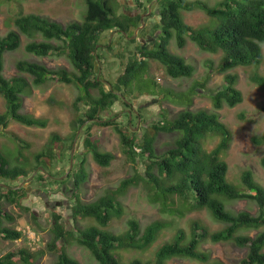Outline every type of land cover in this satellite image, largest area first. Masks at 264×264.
Here are the masks:
<instances>
[{
  "label": "trees",
  "instance_id": "trees-1",
  "mask_svg": "<svg viewBox=\"0 0 264 264\" xmlns=\"http://www.w3.org/2000/svg\"><path fill=\"white\" fill-rule=\"evenodd\" d=\"M162 1L165 2L161 7L162 36L159 39L156 38L152 47L142 43L137 45L136 51H139L141 57H130L124 72L115 81L103 75L104 57L99 50L104 47V43H100V38L105 31L119 32L122 35L123 33L134 34L135 27L142 24L141 10L147 11L141 0H137L140 11L134 15L125 14L123 11L118 14V3H115V0L114 2L85 0L86 12L83 19L65 24L40 14L20 12L14 18L15 28L10 29L5 35L0 34V96L6 100V110L0 113V128L7 127L11 120L28 126H47L46 118H38L22 111L23 98L32 95L35 87L43 86L53 79L75 83L81 90L73 103L78 110V127L89 122L85 126L89 133L91 124H114L120 133L123 152L132 160V163H135L138 158L144 164L143 168L135 167L134 173L123 178L115 189L109 190L107 194L91 202H83L80 198L79 189L87 179V170L83 167V160L81 165H78L76 153L73 154V167L67 178H58L68 170L72 143L68 147L67 168L56 172L45 168L48 172L47 178L42 170L36 173L39 175L38 177L35 175L37 179L42 184L48 182L49 186L52 183L57 185V183L64 184L68 180H73L75 188L72 194L74 199L71 208L72 218L77 221L79 217H92L95 220V223L83 228L76 225L75 228L67 229L60 221L61 214L55 211L56 234L48 243V250L55 255L56 259L51 264H80L64 246L69 236H74L79 245L87 248L99 264H169L168 260L173 257L194 259L204 264H226L220 259L211 258L209 252L201 248V244L207 240L231 241L241 248H246L245 256L237 264H264V228H262L264 227V185L255 179L250 168L241 174V183L245 188L226 179L229 166L221 154L229 146L231 133L220 121L218 114L205 109L193 110L188 107L180 111L173 120H167L163 116L147 128L143 124L146 119L143 109L133 107L134 101L131 96L136 93H156L159 86L156 82H154L155 86L149 90H143L140 87L137 90L133 85L135 78V81L146 78L149 59L159 60L171 77L178 78L193 74L194 66L183 56L169 50L168 45L173 35H177L180 47L184 46L185 36L189 35L202 50L210 52L221 50L224 56L218 68L220 72H226L237 66L259 65L263 58L264 0H219L212 6L200 0H159V2ZM125 5L129 6L127 3ZM195 8L207 12L213 20V25L195 27L185 23L181 10ZM23 35L30 39L25 44L27 52L37 56L53 53L58 56L66 55L73 64L75 72L71 73L66 67L51 68L44 63L24 59L15 63L18 73L6 77L5 53L17 50L22 44ZM54 40L58 41V44L53 43ZM109 41L105 46L110 50L113 44H108ZM112 42H114L113 39ZM237 80L236 73H227L225 85L212 92L211 96L216 108L220 109L225 104L234 107L243 101L244 95L236 86ZM250 81L264 88V74L261 72L252 73ZM199 84L194 85L192 91L197 90ZM93 89H97L98 92L92 93ZM166 93L172 94L170 90ZM177 97L182 100L187 99L191 104L189 94H180ZM118 100L129 108L125 113L124 123L113 120L116 115L109 117L103 115V112L109 110ZM154 100L159 101V99ZM80 103H82L81 106ZM129 116H131L130 119L140 120L141 127L138 130L132 131L131 125L137 124H131ZM241 116L244 117L245 114ZM127 123H130V126H127ZM125 126L127 128L123 129ZM160 131L180 133L175 143L163 152H157L155 145ZM216 135H220L221 139L215 142L213 149L208 150L206 140ZM74 136L72 135V140ZM15 137L23 141L22 138ZM57 139L62 138L54 134L52 140ZM263 140V135L254 137V141L258 144ZM84 145L91 152L93 160L100 166H109L115 159L113 152L100 150L97 139H91L88 136L84 139ZM136 146L141 150L138 151ZM45 154H49L52 160L57 158L50 145L49 152L45 150L37 154L36 160L40 161ZM65 156L66 153L61 152L58 158L63 161ZM261 165L264 168V155L261 158ZM34 168L30 170L20 164L11 166L8 156L0 150L2 181L12 182V185L17 186L21 179L25 181L31 176ZM140 183L148 191L149 199L152 202L158 201L161 210L169 215V218L157 219L145 226H142L137 219L131 218L128 220L127 229L121 233L106 229L113 218H120L124 214L120 195ZM0 188V233L9 240L19 239L25 235L23 231L2 225L4 220L16 221L12 213L4 210L2 202L4 199L10 204L30 211V207L21 201L28 194L27 189L24 185L14 188L4 184H0ZM240 199L256 202L259 208L258 213L253 214L248 210L235 211L228 207L229 202ZM203 209L209 210L212 217L224 227L210 231L208 225L199 219H194L191 222L190 235L187 236L186 230L181 227L179 221L188 213ZM33 218L36 221L35 215ZM166 228L175 230L174 236L159 246L155 251L154 259L143 260L139 256L125 259L123 251L149 249ZM252 229L258 231L251 235L247 231ZM75 232L78 234L75 235ZM61 241L63 244H60ZM42 253H44L42 250L36 253L24 247L19 251H10L5 254L0 258V264H14L17 254H21L24 264H34L31 259H35L37 254Z\"/></svg>",
  "mask_w": 264,
  "mask_h": 264
},
{
  "label": "rangeland",
  "instance_id": "rangeland-1",
  "mask_svg": "<svg viewBox=\"0 0 264 264\" xmlns=\"http://www.w3.org/2000/svg\"><path fill=\"white\" fill-rule=\"evenodd\" d=\"M111 1L114 2V0ZM123 1L128 3L129 0ZM200 1L212 6L219 0ZM115 3L118 2L115 0ZM144 6H146V3H144ZM126 8L129 9L130 6H126ZM20 12L40 14L65 24L73 20L81 21L86 12V5L85 0H0V34L5 35L10 29L15 28L14 18ZM181 15L185 23L195 27L206 24L213 25L211 16L199 8H195L194 10L183 9L181 10ZM145 18L147 27L141 30L140 36L137 35L135 37L137 40H134L135 38L132 39L136 35L135 33L132 35L123 33L122 35L119 32L105 31L101 35L100 43H104L105 48L101 47L99 52L104 57L102 60V68L103 75L107 79L115 81L124 72L130 57H141L139 51H136L137 45H141L140 43H142V45L147 47L153 46L151 41L142 40L141 34H152L156 28L158 19H156L154 12ZM156 36L158 38L161 35L157 34ZM109 38L114 40L112 42L113 48L110 50L105 46ZM29 40L23 35L21 46L15 51L5 53L4 73L6 77L16 75L18 72L15 63L18 60L24 59L41 62L51 68L66 67L71 73L75 72L73 64L66 55L58 56L53 53L46 56H37L27 52L25 50V44ZM53 43L58 44V41L54 40ZM168 47L170 51L183 56L195 69L191 76L174 78L165 71L163 64L159 60H148L149 65L148 73H145L146 78L137 81H135V78L133 85H135L137 90H139V87L143 90H149L155 86L154 82H156L159 85L157 86L156 93H136L131 95L134 101L133 107L135 109H143V115L146 117L145 123L143 124L148 128L163 116L167 120H173L178 116L180 111L188 107L193 110L205 109L209 112H216L220 121L228 127L231 133L229 146L221 154L229 166L226 179L241 188H245L241 183V174L244 170L250 168L254 173L255 179L264 185V168L261 165V158L264 155V140L260 144L254 141V137L264 136V88L250 81V75L255 71L264 74V42L262 43L263 58L259 65L238 66L226 72H220L218 70L223 58V52L221 50L215 53L202 50L189 37H187L184 47L179 48L176 35L172 37ZM227 73H236L238 75L237 87L242 90L244 99L234 107L225 104L219 109L214 106L211 94L214 90L220 89L225 85V76ZM198 83L200 84L197 86V90L192 91L194 85ZM168 90L173 95L166 93ZM80 92L81 90L77 84L65 83L58 79L50 80L43 86L35 87L32 95L23 98L22 111L33 114L38 118H46L48 120L47 126H28L16 120H11L7 127L0 128V150L8 156L11 166L20 164L30 170L35 167L31 177L36 174V171L38 173V171L42 170L45 173L43 175L47 178V170L50 169L52 172H56L67 168L68 147L72 143V152L73 144L75 143L73 152L76 153L78 165H81L80 163L83 160V167L87 170V179L79 189L80 198L83 202H91L107 194L109 190L115 189L123 178L134 173L135 167L143 168L144 164L138 158L135 163H132V160L123 152L120 133L114 124H91L89 133L85 128L89 122L78 127V110L73 106V103ZM97 92V89L92 90V93ZM180 94H189L191 104L187 99L182 100L177 97ZM154 99H159V101H155ZM79 105L81 106L82 103ZM5 110L6 100L0 96V113ZM128 110L129 108L122 105L118 100L109 110L104 111L103 115L106 117L116 115L113 120H119L124 123L126 119L125 113ZM241 114H245V116L242 117ZM130 118L131 116L128 117L131 124H137L136 126L131 125L132 131L138 130L141 127L139 119ZM130 123H127V126H130ZM127 126L123 127V129H126ZM54 134L62 139L53 141ZM72 135H75L73 140L71 139ZM13 136L22 138L23 141H19ZM88 136L91 139H97L99 141L100 150L114 153L115 159L109 166H100L93 160L91 152L84 145V139ZM178 136H180L179 132L160 131L155 142L157 152H163L173 145ZM220 139V135L209 137L206 140L208 150L213 149L217 143L216 141ZM50 145L54 153H56L57 158L52 160L49 154H45L40 161L36 160L35 156L37 154L45 150L49 152ZM138 148L140 149V147ZM61 152L66 153V158L63 161H60L58 158ZM36 165L38 166L36 167ZM72 167L73 164H71L70 159L68 170L63 175L58 176V178H67V173H70V168ZM36 176L38 177L39 175L36 174ZM35 177L25 181L21 179L20 184L17 186L12 185V182L6 183L0 178L1 185L5 184L8 187L14 188L24 185L27 188L28 194L21 201L31 209L30 211H26L3 199L2 207L4 210L12 213L16 221L10 222L4 220L2 225L17 229L20 228L23 232L30 227L33 231L40 233L42 237L39 236L41 242L34 246L29 243V236L32 235L30 233H25L17 241L6 239L0 233V258L10 251H19L25 247L31 252L38 253L39 250L44 251L42 254H37L35 259H31L34 264H51L55 260V256L48 250V243L54 239L56 234L51 212L52 209L57 210L63 215V222L65 221L68 226H73L70 215L71 204L74 201L72 194L75 185L73 180H68L64 184L57 183L56 185L52 183L49 186L48 182L42 184ZM62 187L63 189L61 191L60 189ZM62 196H64L63 199L61 198ZM58 199L61 202H56ZM119 199L124 205V214L120 218H113L106 227V229L113 232L121 233L125 231L128 226V220L131 218L140 221L142 226L157 219L167 220L169 218V215L163 213L161 210L158 201L152 202L149 199L148 191L143 187L142 183L138 186H132L126 193L121 194ZM227 205L235 211L248 210L253 214H257L259 209L256 202L247 199L233 200ZM33 215L36 216V221H34ZM194 219H199V221L201 220V222L208 225L210 231L224 227L222 223L212 217L209 210L194 211L188 213L179 221L181 227L186 230L187 236L190 235L191 222ZM93 223L95 221L91 218L78 219V225L81 228ZM174 231L171 228L163 230L158 240L145 251H123L125 259L133 256H139L143 260L154 259L155 251L161 244L172 239L175 233ZM257 231L252 229L247 232L253 235ZM65 246L68 253L75 257L80 264H99L91 252L87 248L79 245L75 241V238L71 237ZM201 248L209 252L211 258L220 259L226 264H237L246 254V248H241L231 241L212 242L207 240L201 244ZM168 263L204 264V262L184 257H173L168 260ZM14 264H24L21 259V254L15 256Z\"/></svg>",
  "mask_w": 264,
  "mask_h": 264
},
{
  "label": "flooded vegetation",
  "instance_id": "flooded-vegetation-1",
  "mask_svg": "<svg viewBox=\"0 0 264 264\" xmlns=\"http://www.w3.org/2000/svg\"><path fill=\"white\" fill-rule=\"evenodd\" d=\"M141 1L143 3H146V6H143V7L147 8V11H142L141 10V19H142V17L144 19L145 17H147L148 15L152 14L153 12L156 14V19H157V16H159V13L161 14V7L164 6L165 2L164 1L159 2V0H141ZM127 4L129 6H131L129 9L126 8L125 2L123 0H120V4L117 7L118 14H120L123 11V13H125V14L134 15L135 13L140 11V8H138V6H137V0H129ZM135 28L138 29V33H140L141 30H142L141 26L135 27ZM114 30L118 31L116 29H114ZM158 33H161V31L159 29L155 28V30L153 31L152 34H143L141 39L142 40H149V41H151L153 43L155 41V39H156L155 35H157ZM133 38H135V37H133ZM109 40H110L109 44H111L112 39H109ZM138 40L140 42H142L140 39H138Z\"/></svg>",
  "mask_w": 264,
  "mask_h": 264
},
{
  "label": "clouds",
  "instance_id": "clouds-1",
  "mask_svg": "<svg viewBox=\"0 0 264 264\" xmlns=\"http://www.w3.org/2000/svg\"><path fill=\"white\" fill-rule=\"evenodd\" d=\"M186 10V9H185ZM161 18H162V16H161V14L159 13V16H157V19H158V22H157V25H156V28L157 29H159L160 31H161V33H158L159 35H161L162 36V22H161ZM146 18H144L143 19V17H142V19H141V28L142 29H145L147 26H146ZM136 31H137V34L134 36V37H136L137 35H139L140 36V33H138V29H135ZM146 34V33H145ZM147 34H150V33H147ZM141 35H143V34H141ZM174 36V35H173ZM177 36V35H176ZM186 37V40H185V44H186V41H187V37H189L190 38V36L189 35H186L185 36ZM155 38H157V36L155 35ZM160 38V36L157 38V39H159ZM134 39V38H133ZM172 39V38H171ZM171 39H170V41H171ZM191 39V38H190ZM134 40H137V39H134ZM156 40V39H155ZM177 40H178V37H177ZM192 40V39H191ZM193 42H195L194 40H192ZM111 43H112V41H111ZM170 43V42H169ZM196 43V42H195ZM184 44V45H185ZM197 44V43H196ZM198 45V44H197ZM199 46V45H198ZM178 47L179 48H182V47H180L179 45H178ZM184 47V46H183ZM170 50V49H169ZM172 52V51H171ZM174 53V52H173ZM213 53H215V52H213ZM223 56H224V53H223ZM251 66V65H250ZM238 67V66H237ZM165 68V67H164ZM195 69V68H194ZM165 71H166V69H165ZM99 72H101V68H99ZM237 83H238V80H237ZM236 86H237V84H236ZM238 88V87H237ZM240 89V88H239ZM241 90V89H240ZM242 91V90H241ZM139 124H140V120H139ZM136 149L138 150V151H140L141 150V148L139 149L137 146H136ZM72 153V152H71ZM73 154H74V152H73ZM73 164V163H72ZM72 168H70V170H71ZM36 173H37V171H36ZM69 173V172H68ZM68 173H67V175H68ZM36 175V174H35ZM34 175V176H35ZM34 176H30V177H28L26 180H30V179H32ZM61 179H63V178H61ZM5 185V184H4ZM23 185H20V187H22ZM20 187H17V188H20ZM27 189V188H26ZM62 189H63V187L60 189L61 191H62ZM62 199L64 198V196H62L61 197ZM56 202H61V200L60 199H58ZM73 204H74V201H73ZM73 204H71V208H72V206H73ZM70 208V207H69ZM55 211H57V210H55V209H52V212H51V215L53 216V222H54V212ZM58 212V211H57ZM58 213H60V212H58ZM71 220L73 221V226L72 225H70V226H68L66 223H65V221L63 222V220H64V217H63V215H61V222H63L64 223V226H65V228H67V229H71V228H75L76 227V225H78V219L80 218H82V217H79L78 219H77V221H75L73 218H72V210H71ZM86 218H91V219H93L94 220V218H92V217H86ZM95 221V220H94ZM74 222H75V224H74ZM79 226V225H78ZM55 228V227H54ZM18 230H21L20 228L18 229ZM22 231V230H21ZM33 231V230H32ZM34 233H36V235L39 237H41V234L40 233H37V231H33ZM78 234V232H75V235H77ZM39 237V238H40ZM71 237H73V238H75L74 236H69L68 237V241L67 242H69V240H70V238ZM42 238V237H41ZM41 238L37 241V243H35V244H33L34 246L35 245H38L40 242H41ZM20 239V238H19ZM18 239H16L15 241H17ZM60 240V239H59ZM60 244H63V242L61 241V243ZM64 244H66V242H64ZM65 246V245H64ZM84 247V246H83ZM54 255V254H53ZM55 256V255H54ZM55 259H56V257H55Z\"/></svg>",
  "mask_w": 264,
  "mask_h": 264
},
{
  "label": "built area",
  "instance_id": "built-area-1",
  "mask_svg": "<svg viewBox=\"0 0 264 264\" xmlns=\"http://www.w3.org/2000/svg\"><path fill=\"white\" fill-rule=\"evenodd\" d=\"M23 233H24V234H25V233H30V234H32V235L29 236V243H30V244H35V243H37V241L40 239V238L36 235V233H34V232L32 231V229H31L30 227H28L27 229H25Z\"/></svg>",
  "mask_w": 264,
  "mask_h": 264
},
{
  "label": "water",
  "instance_id": "water-1",
  "mask_svg": "<svg viewBox=\"0 0 264 264\" xmlns=\"http://www.w3.org/2000/svg\"><path fill=\"white\" fill-rule=\"evenodd\" d=\"M135 34H137V31H135ZM74 144H75V143H74ZM74 144H73L72 153H71V164H72V162H73Z\"/></svg>",
  "mask_w": 264,
  "mask_h": 264
}]
</instances>
